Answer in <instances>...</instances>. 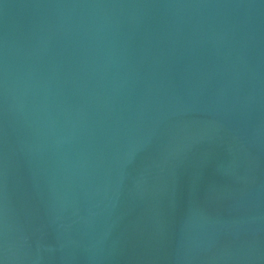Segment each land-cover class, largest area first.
Masks as SVG:
<instances>
[{
  "label": "water",
  "instance_id": "95a60500",
  "mask_svg": "<svg viewBox=\"0 0 264 264\" xmlns=\"http://www.w3.org/2000/svg\"><path fill=\"white\" fill-rule=\"evenodd\" d=\"M0 264H264V0H0Z\"/></svg>",
  "mask_w": 264,
  "mask_h": 264
}]
</instances>
